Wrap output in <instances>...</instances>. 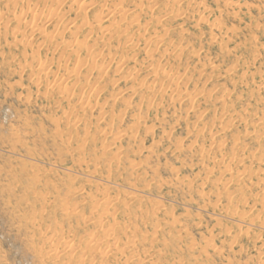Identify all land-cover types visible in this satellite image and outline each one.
<instances>
[{
    "label": "rangeland",
    "instance_id": "1",
    "mask_svg": "<svg viewBox=\"0 0 264 264\" xmlns=\"http://www.w3.org/2000/svg\"><path fill=\"white\" fill-rule=\"evenodd\" d=\"M0 264H264V0H0Z\"/></svg>",
    "mask_w": 264,
    "mask_h": 264
},
{
    "label": "bare ground",
    "instance_id": "2",
    "mask_svg": "<svg viewBox=\"0 0 264 264\" xmlns=\"http://www.w3.org/2000/svg\"><path fill=\"white\" fill-rule=\"evenodd\" d=\"M159 38H160V36H159Z\"/></svg>",
    "mask_w": 264,
    "mask_h": 264
}]
</instances>
